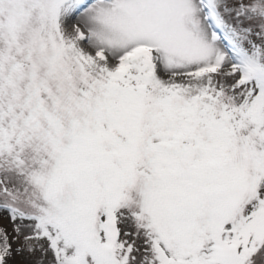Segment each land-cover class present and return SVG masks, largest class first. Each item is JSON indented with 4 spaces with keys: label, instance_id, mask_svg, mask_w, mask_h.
Wrapping results in <instances>:
<instances>
[{
    "label": "snow or ice",
    "instance_id": "1",
    "mask_svg": "<svg viewBox=\"0 0 264 264\" xmlns=\"http://www.w3.org/2000/svg\"><path fill=\"white\" fill-rule=\"evenodd\" d=\"M0 264H264V0H0Z\"/></svg>",
    "mask_w": 264,
    "mask_h": 264
}]
</instances>
